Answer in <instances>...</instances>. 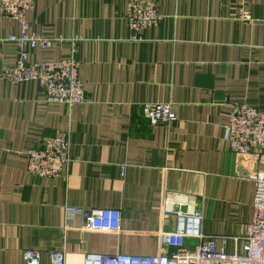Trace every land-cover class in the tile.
<instances>
[{
	"label": "crops",
	"instance_id": "0c3cea01",
	"mask_svg": "<svg viewBox=\"0 0 264 264\" xmlns=\"http://www.w3.org/2000/svg\"><path fill=\"white\" fill-rule=\"evenodd\" d=\"M127 6L34 0L28 34L49 47L10 40L23 25L0 10V71L21 50L31 66L74 58L85 86V101L70 106L49 102L37 81L0 79V264H26L30 248L41 264L53 250L68 264L89 254L156 255L159 233L176 231L184 213L203 215L219 249H242L251 176L264 161L232 152L225 127L234 103L264 112V0H157L161 19L138 32ZM148 102L171 103L175 119L152 125ZM62 132L71 133L73 159L63 175L31 174L30 150ZM68 206L82 212L68 216ZM100 208L120 210L119 231L85 228Z\"/></svg>",
	"mask_w": 264,
	"mask_h": 264
},
{
	"label": "built area",
	"instance_id": "2783aa9c",
	"mask_svg": "<svg viewBox=\"0 0 264 264\" xmlns=\"http://www.w3.org/2000/svg\"><path fill=\"white\" fill-rule=\"evenodd\" d=\"M34 0H0V10L6 16L20 20L23 35L10 36L22 44L33 47H49L51 40L29 35L30 25L26 16ZM127 21L134 32L156 25L161 19L157 0H127ZM245 14L247 12L245 11ZM80 63L74 58L58 62H41L34 66L28 64V56L21 50L17 62L0 71V79L14 83L34 80L45 90L49 102L66 103L70 106L85 101V86L80 79ZM143 114L152 125L170 123L175 119L169 102H148L143 105ZM225 140L232 152L248 154L255 151L264 161V112L247 103H234L229 114V124L225 127ZM71 133L46 139L41 145L29 152L28 170L37 177L57 178L64 173L65 167L72 162L70 154ZM251 178L256 182L253 201L254 215L245 233L236 237L242 242V249L227 252L217 247L213 236L202 230L203 215L180 214L176 231L159 233L161 250L156 255L144 254H89L76 264H264V170L254 172ZM68 216L82 212L80 208L68 206ZM121 212L115 208L97 209L86 224L88 230L119 231ZM67 223L65 228H69ZM186 238L197 239L190 248ZM167 247L173 248L168 251ZM166 248V249H164ZM26 264H41V252L30 248L25 251ZM49 264H68L64 250L49 252Z\"/></svg>",
	"mask_w": 264,
	"mask_h": 264
}]
</instances>
